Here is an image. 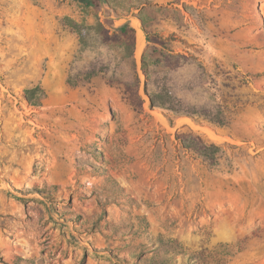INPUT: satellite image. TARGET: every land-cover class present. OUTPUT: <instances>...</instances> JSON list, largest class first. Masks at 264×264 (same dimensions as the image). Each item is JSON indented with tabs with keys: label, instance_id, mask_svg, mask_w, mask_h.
<instances>
[{
	"label": "rangeland",
	"instance_id": "374dc122",
	"mask_svg": "<svg viewBox=\"0 0 264 264\" xmlns=\"http://www.w3.org/2000/svg\"><path fill=\"white\" fill-rule=\"evenodd\" d=\"M109 1L0 0V264H264V0Z\"/></svg>",
	"mask_w": 264,
	"mask_h": 264
},
{
	"label": "trees",
	"instance_id": "16d2710c",
	"mask_svg": "<svg viewBox=\"0 0 264 264\" xmlns=\"http://www.w3.org/2000/svg\"><path fill=\"white\" fill-rule=\"evenodd\" d=\"M75 1L81 3L86 8H94L96 10H102L104 7V4H106L109 7V12H108L109 14L111 12H114L117 17H119V18L123 17V15L117 10V8L115 6H113L110 3L109 0H75ZM140 19L142 21V27L146 33L147 38H148V43L146 46H149V43L154 42L153 35L150 31L147 30L143 19L141 17H140ZM71 22H72L73 27L79 30V26H78L79 24L74 20H71ZM99 24H100V26H102L101 22ZM111 24H112L111 27L113 28V30L116 34H120V35L128 37L132 40L131 52L133 54V49H134L135 44H136V29L131 26V22L126 21L120 25L115 26L114 21L111 20ZM158 103H159V101L157 99L151 98V106L152 107L158 106ZM161 104H162L161 106L164 105L163 103H161ZM196 138L198 139L199 142L193 143L190 146L193 147L195 150L199 151L203 155H206V156L209 155L208 147H210V146H207L206 144H204V142L202 141V138H200V137H196ZM194 140L196 141V139H194ZM166 262L167 261L162 260L160 263H156V264H166Z\"/></svg>",
	"mask_w": 264,
	"mask_h": 264
},
{
	"label": "crops",
	"instance_id": "0c3cea01",
	"mask_svg": "<svg viewBox=\"0 0 264 264\" xmlns=\"http://www.w3.org/2000/svg\"><path fill=\"white\" fill-rule=\"evenodd\" d=\"M139 35H140V32H139V29L137 28V39H136V50H135L136 57L140 56V55L137 54L139 49H142L141 51L143 52V49H144V46H145V43H146V34H145V32H144V36H143L142 40L140 39ZM142 52H140V54Z\"/></svg>",
	"mask_w": 264,
	"mask_h": 264
},
{
	"label": "bare ground",
	"instance_id": "6f19581e",
	"mask_svg": "<svg viewBox=\"0 0 264 264\" xmlns=\"http://www.w3.org/2000/svg\"><path fill=\"white\" fill-rule=\"evenodd\" d=\"M134 25L139 29V32H140V35H139V36H140V39L142 40V39H143V36H144V30H143V28H142L141 23H140L138 20H135V21H134ZM141 50H142V49H139V50H138V53H137L138 55H140V52H142ZM138 55H137V56H138ZM186 118H187V117H186ZM192 122H193V121H192Z\"/></svg>",
	"mask_w": 264,
	"mask_h": 264
}]
</instances>
